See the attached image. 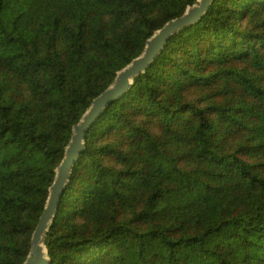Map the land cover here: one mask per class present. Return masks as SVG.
<instances>
[{
    "label": "trees",
    "instance_id": "1",
    "mask_svg": "<svg viewBox=\"0 0 264 264\" xmlns=\"http://www.w3.org/2000/svg\"><path fill=\"white\" fill-rule=\"evenodd\" d=\"M197 0H0V264H23L73 125ZM50 264H264V0H214L87 132Z\"/></svg>",
    "mask_w": 264,
    "mask_h": 264
},
{
    "label": "water",
    "instance_id": "2",
    "mask_svg": "<svg viewBox=\"0 0 264 264\" xmlns=\"http://www.w3.org/2000/svg\"><path fill=\"white\" fill-rule=\"evenodd\" d=\"M214 0H197L188 5L179 16L169 19L148 39L143 51L117 71L113 82L95 96L78 122L73 125V133L65 146V153L56 167L55 178L38 224L33 231L30 250L23 264H50L51 257L45 237L59 209L61 197L71 179L72 169L81 153L85 150L87 132L105 109L132 86L134 78L144 72L157 55L163 50L170 37L187 25L198 22L208 11Z\"/></svg>",
    "mask_w": 264,
    "mask_h": 264
}]
</instances>
